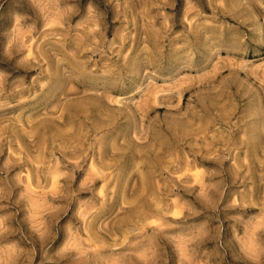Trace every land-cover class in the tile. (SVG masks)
I'll list each match as a JSON object with an SVG mask.
<instances>
[{
    "label": "rangeland",
    "instance_id": "obj_1",
    "mask_svg": "<svg viewBox=\"0 0 264 264\" xmlns=\"http://www.w3.org/2000/svg\"><path fill=\"white\" fill-rule=\"evenodd\" d=\"M0 264H264V0H0Z\"/></svg>",
    "mask_w": 264,
    "mask_h": 264
}]
</instances>
